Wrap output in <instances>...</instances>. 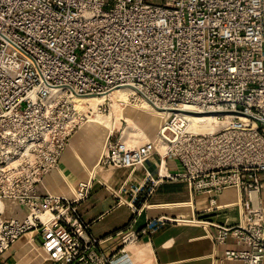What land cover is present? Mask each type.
Wrapping results in <instances>:
<instances>
[{
  "label": "built area",
  "instance_id": "built-area-1",
  "mask_svg": "<svg viewBox=\"0 0 264 264\" xmlns=\"http://www.w3.org/2000/svg\"><path fill=\"white\" fill-rule=\"evenodd\" d=\"M115 88L162 121L153 141L108 135L98 168L134 169L153 153L176 161L179 171L146 173L140 205L162 178L207 194L212 208L234 189L238 221L214 224L213 242L233 239L223 261L264 264V0H0V204L17 200L28 214L0 207V253L35 232L46 264L128 263L126 246L170 221L119 231L105 255L77 210L92 177L71 198L37 191L84 121L73 99ZM200 115L211 130L193 129Z\"/></svg>",
  "mask_w": 264,
  "mask_h": 264
},
{
  "label": "crops",
  "instance_id": "crops-1",
  "mask_svg": "<svg viewBox=\"0 0 264 264\" xmlns=\"http://www.w3.org/2000/svg\"><path fill=\"white\" fill-rule=\"evenodd\" d=\"M86 125L80 124L73 131L57 166L44 175L36 188L42 195L71 198L78 183L92 177L89 195L77 204V210L90 224L92 235L103 240L99 245L103 254L116 253L120 247L119 231L129 226L137 231L148 219L163 217L170 221L166 220L152 233L140 234L135 243L126 246L129 262L119 264H232L223 261L222 255L225 249L236 248L235 243L229 238L225 244H215L213 225H231L238 221L235 204L238 198L234 189L215 197V205L222 206L216 209L211 207L207 194L190 193L185 182L162 178L150 195L143 196L142 205L137 204L134 198L146 173L155 179L158 173L179 171L178 163L153 153L134 169H99L97 164L106 137L111 134L115 138L119 132L112 126L105 133ZM2 207L5 217L26 216L17 200H5ZM40 243L41 237L35 232L23 234L0 253V264H46Z\"/></svg>",
  "mask_w": 264,
  "mask_h": 264
},
{
  "label": "rangeland",
  "instance_id": "rangeland-1",
  "mask_svg": "<svg viewBox=\"0 0 264 264\" xmlns=\"http://www.w3.org/2000/svg\"><path fill=\"white\" fill-rule=\"evenodd\" d=\"M157 1L153 0V2ZM128 99L130 102L127 101V103L130 104L138 100L130 99V97ZM153 108L154 106L151 105L143 110L127 104L119 110L108 97L95 108L87 104H78V111L84 118L81 125L86 123L87 118L94 117L98 111L102 117L109 115V127L112 126V129L114 127V130L119 132L124 139L132 140L134 143H142L152 137L157 126L160 125L163 113L156 114ZM260 198L264 201V192L261 193Z\"/></svg>",
  "mask_w": 264,
  "mask_h": 264
},
{
  "label": "bare ground",
  "instance_id": "bare-ground-1",
  "mask_svg": "<svg viewBox=\"0 0 264 264\" xmlns=\"http://www.w3.org/2000/svg\"><path fill=\"white\" fill-rule=\"evenodd\" d=\"M130 93H131V89H129V88H115L112 91H110L108 94H105V95L101 94V95L77 96L73 100L75 102V106H76L77 110H78V104L79 105L87 104V105H90L91 107L95 108L100 103H102V101L106 97H108L110 99V101L112 102V104H114L117 108H119V110L122 109V107L127 105V104L131 105L134 108H139V109H143V110L145 109L146 106H151L145 99H143L141 96H138V95L134 96V99H138V100H136V102L134 104L127 103V101H129L128 97H129ZM153 109H154L156 114H160V112L163 113L161 110H159L155 107ZM95 112H96V110H95ZM212 120H213L212 116L200 115V116H196V117L192 118V124L191 125H192L193 129H195L196 131H199V132L209 131L212 129V126H213L211 124ZM85 122L87 123V125H89L91 127L98 128L102 132H105V133L109 132L111 129V127H109V115H105L104 117H102L98 111L96 112V115L94 117L87 118ZM159 126L160 125H158L157 128L155 129L153 136L148 138L145 141H153L155 139V137H156L155 134H156ZM145 141H143V142H145ZM135 142H138V141L135 140ZM160 151H162V150H160ZM161 163H163V162H161ZM229 190H232V189L227 188L224 190V192L229 191ZM236 196H237V194H236ZM2 203H3V201H1L0 207L4 208V207H2ZM220 207H222V206L216 205L215 208L218 209ZM26 216H28L27 213H26Z\"/></svg>",
  "mask_w": 264,
  "mask_h": 264
}]
</instances>
